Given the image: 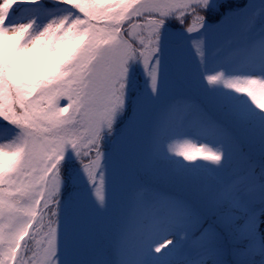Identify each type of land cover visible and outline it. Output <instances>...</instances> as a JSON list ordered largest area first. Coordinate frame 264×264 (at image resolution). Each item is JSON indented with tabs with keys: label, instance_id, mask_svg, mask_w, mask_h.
Here are the masks:
<instances>
[{
	"label": "snow or ice",
	"instance_id": "obj_1",
	"mask_svg": "<svg viewBox=\"0 0 264 264\" xmlns=\"http://www.w3.org/2000/svg\"><path fill=\"white\" fill-rule=\"evenodd\" d=\"M41 0H0V121L14 130L0 140V264H60L61 189L71 151L91 186L99 208L107 205L105 135H110L126 104L130 68L143 66L153 96L165 74L161 64L163 29L174 21L189 35L201 34L214 0H56L67 11L37 27L35 18L15 21L19 5ZM255 23L253 17L245 31ZM198 25V27H197ZM205 37L191 41L205 55ZM231 43V41H229ZM264 50V38L253 46ZM208 85L222 84L246 98L249 112L264 116V76L207 74ZM63 101V103H62ZM199 125L231 139L222 124L195 102L173 97L164 107L152 141L151 161L168 153L188 163L198 160L222 167L223 147L190 138H167L169 128ZM138 188L131 196L128 228L121 245L145 227L169 230L203 226L193 207L175 197ZM215 220L192 241L194 258L207 264L222 234L233 240L237 264H264V238L257 233L258 204L264 213V172L249 167L228 180L205 185ZM173 244L164 239L152 251Z\"/></svg>",
	"mask_w": 264,
	"mask_h": 264
},
{
	"label": "trees",
	"instance_id": "obj_2",
	"mask_svg": "<svg viewBox=\"0 0 264 264\" xmlns=\"http://www.w3.org/2000/svg\"><path fill=\"white\" fill-rule=\"evenodd\" d=\"M252 3L255 4L254 7L259 8V15H254L251 12L248 14L245 23L237 22V11L234 12V10H237L239 7L249 8L252 6ZM214 5L206 13L207 18H210L208 24L215 27L218 24H223L228 32L209 53V60L213 58H219V60L202 68L200 73L196 72V81L202 83L204 86L201 87L197 83L192 84L189 92L194 93V96L189 99L195 101L205 114L211 117L212 120L222 124L231 133V139H225L209 129L211 132L219 135L221 141L223 140L221 144L224 146L223 150L226 154L224 164H227L232 170L238 172L246 171L251 167L259 176L264 172V116L258 113L255 115L251 114L246 98L232 90L224 88L222 84L208 85L205 76L220 71L226 77L237 76L227 74L225 68L226 62L229 63L228 58L226 56L220 59L224 54L223 48H226V50L244 49V60H246L245 55L252 58L258 56L264 57V50L253 47L256 42L264 38V28L256 29L252 35H249L248 31H245L247 24L253 17H255V21L264 20V0H244L240 4L223 2L215 3ZM66 11V7L57 3L56 0H41L37 5H19L14 13V19L20 14H25L26 16H30L28 19L39 18L46 21L63 15ZM166 26L182 28L174 21H169ZM172 69L179 82H183L184 79L187 81L192 74V71L189 69L181 70L175 61H172ZM132 80L133 77L129 76V83H132ZM133 90L134 86L130 85L127 97ZM128 99H130V96ZM155 106L156 104L153 103V107ZM163 109L161 108L159 111L157 110L153 113V108L151 111L157 117L156 123L150 129L147 127V130L138 139L141 149H136L125 138L122 144L120 135L115 132L105 135L104 151L109 152L117 148L116 155L120 160L119 163H129L131 175H124V177H133L131 196L134 190L146 188L148 189L146 197L149 199L152 194L175 197L190 204L203 219V224H209L215 220V210L208 204L205 185L214 182L215 179H220L217 176L218 172L214 168V165L203 160H198L195 163L185 162L182 158L168 153L163 145L161 147V157L155 163L151 161L152 141L157 133ZM122 121L123 112L118 117V122L121 123ZM4 128H7V138L5 139L11 138L14 135V130L3 121H0V130ZM166 136L167 138L182 139L176 127L169 128ZM118 144H122V146L116 147ZM146 149L150 151L147 156L144 153ZM137 159L141 161L145 160L146 166L142 164L143 162L136 161ZM69 167L75 169L74 167H77V164L70 165ZM90 191L91 189H80L78 191L81 203L77 206L78 211L76 215L80 214L83 216L82 219L86 216V211L89 209L87 204L88 198L92 195ZM131 196L126 194L121 196L120 203L122 209L118 210L119 221L114 223L115 226L110 235L105 234L106 229L100 230L98 222L95 219L91 227L97 235V245L95 248L85 252L87 261L82 262L84 264H184V259L179 257L173 247H168L160 254L154 252L149 255L146 252L144 241L149 227L143 228L141 234L130 240L126 245H121L122 237L130 222ZM64 197L65 195H63ZM60 220H63V216L60 217ZM194 227L196 228L195 225ZM104 235L109 236V239ZM233 247L232 237L228 234H222L217 249L223 250L228 263L237 264L236 259L233 257Z\"/></svg>",
	"mask_w": 264,
	"mask_h": 264
},
{
	"label": "rangeland",
	"instance_id": "obj_3",
	"mask_svg": "<svg viewBox=\"0 0 264 264\" xmlns=\"http://www.w3.org/2000/svg\"><path fill=\"white\" fill-rule=\"evenodd\" d=\"M234 12H236V10H234ZM236 19L237 22L244 19V12H238ZM36 22L38 27L40 25V22L37 20ZM208 22H210V18H207L206 27L203 32L201 34L194 35L187 34L185 31H183L182 28L165 26V28L163 29L161 48V64L162 68L165 71V74L162 77L159 87V94L157 96H153L151 92V88L149 86V78L145 74L143 66L139 64L140 68L139 70H137L135 63L131 65L129 76L134 74V71L137 73L139 81V83L137 84V89L139 92L138 95L133 99L135 100L134 104L136 108L131 113L130 117H127L128 124H126V126H128L126 129H129V131L125 132V130L124 133H121V137L126 138L131 143L137 142L136 139H133L132 134L137 137L143 133L144 128L147 127V124H153L154 120L153 117H151V111L153 110L152 103L156 104L157 107H165L175 96H183L186 98L194 96V93L187 91L188 88L185 86L186 83L179 82L176 75H174L172 66L165 57V52L168 53L169 56L178 63V66L181 70L189 69L192 71L191 76L188 78L189 83L197 82L195 77L197 75L196 72L201 71L202 68L209 65V53L211 49L218 45L223 36L228 32L226 31V28L225 26H223V24H218L215 27L208 24ZM258 24L255 28L259 26ZM200 35H204L206 41L203 63H201V59L196 55V52L191 44V41L194 39H199ZM182 37H184L183 42L178 44V40H180V38ZM243 50L244 49L226 50V48H223L222 51L224 52V54L220 57V59H223L227 56L229 62L228 68L231 69V67L239 63V60L243 58ZM232 54L236 56L235 59H232ZM247 74L252 76H264V67L258 69H249L247 71ZM141 80L144 82L142 89H140ZM176 88H180L181 92L179 93L177 91H174V89ZM184 125L187 128V134L184 137L181 136L182 139L190 138L198 143L208 144L213 148L223 147L224 149V146L221 144L223 141H221L218 137L211 135L208 131L203 130L201 126H189L187 123ZM124 138L121 140L122 144ZM122 144H118L116 147H121ZM133 146L136 149H141L140 144H134ZM116 150L117 148H114L109 152H106L112 154V156H110L111 158H108V156L106 157L108 158L105 172L107 205L103 209L99 208L94 197L91 195L88 198L87 204V207L89 209L86 211V216L83 219V216H81L80 214L78 216L76 215L78 211L77 206L81 203V197L78 196V191L80 189H91V186L87 181L86 175L80 168V165L74 167L75 169L68 170V173L65 175L63 188L68 182L70 183V186L68 187L69 191L61 200V216H63V220L61 221L60 228V264H83L82 261H87V255L85 254V252H87V250L89 249L95 248L97 245V235L91 227L94 224L95 219L98 222L100 230L106 229V235L111 234L112 229L115 226L114 223L119 221L118 210L122 209L120 203L121 196L123 194L131 196L133 177H124V175H131L129 171L130 165L129 163H119L120 160L116 155ZM144 153L146 156L149 155V149H146ZM136 161H139L140 163L143 162L142 164L146 166L145 160L141 161L137 159ZM214 167L216 168V170H219L224 174L223 177L226 180L237 174L236 172L228 170L226 168L227 164H223L222 167H217L214 165ZM75 202L76 204H74ZM259 210L260 205L258 204L252 206L249 209L250 212L258 213L257 233L259 238H264V213H260ZM74 219H76L75 222H73ZM191 229L192 226H190L187 230V238L182 240L181 233L182 231H184L183 229L169 230L164 227L151 228V230H149L148 236L145 239L146 246L148 247L149 251H152L153 247L156 244L161 243L164 239L170 238L173 240V244L169 247L180 250L182 254L187 255L189 258H194L196 252L192 247V241L198 236L191 237ZM106 235L104 236L109 239V236ZM207 264H224L221 253L216 250L212 255V258L207 261ZM244 264H247V261H244Z\"/></svg>",
	"mask_w": 264,
	"mask_h": 264
}]
</instances>
